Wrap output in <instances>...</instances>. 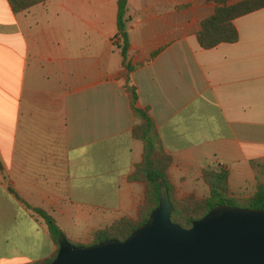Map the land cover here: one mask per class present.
I'll use <instances>...</instances> for the list:
<instances>
[{
  "label": "crops",
  "instance_id": "1",
  "mask_svg": "<svg viewBox=\"0 0 264 264\" xmlns=\"http://www.w3.org/2000/svg\"><path fill=\"white\" fill-rule=\"evenodd\" d=\"M116 1L44 0L13 13L0 0V264H30L55 249L8 188L78 243L134 218L144 199L143 183L127 178L142 144L130 135ZM215 6L125 0V60L142 63L129 72L136 106L148 107L172 158L176 198L207 195L200 172L217 164L230 191L248 196L249 160L264 163V7L232 20L236 41L202 49L194 33Z\"/></svg>",
  "mask_w": 264,
  "mask_h": 264
},
{
  "label": "trees",
  "instance_id": "2",
  "mask_svg": "<svg viewBox=\"0 0 264 264\" xmlns=\"http://www.w3.org/2000/svg\"><path fill=\"white\" fill-rule=\"evenodd\" d=\"M44 0H6L11 12L16 13L28 7L41 3ZM216 6L211 14L199 22V29L194 36L198 46L202 49H210L219 43H232L237 39V31L232 20L241 15L264 7V0H238L226 3L225 0H214ZM125 0L116 1V37L120 42L114 45L119 49L121 64L124 68L122 88L127 94L131 114L134 123L130 129L133 139L142 144L140 160L134 165L129 180L140 181L144 185V199L139 204L134 218L120 216L112 220L108 225L97 228L91 232L90 239L86 243L70 241L58 227L54 218L45 210L33 207L20 199L16 193L8 188L9 192L22 204V206L34 217L42 220L54 251L43 259L32 261L30 264H47L56 254L63 243H70L80 247L94 245L100 241H121L125 239L133 229L146 221L149 212L157 205L159 187L162 186L167 193L171 206L169 219L181 228H188L192 221L200 218L210 208L224 204L227 206L244 207L251 209H264V184L259 175L264 172V164L257 160H249V166L254 174L255 189L246 196H235L229 189L228 171L217 164L201 169L200 177L207 186L208 193L202 197L192 194L176 198L173 187L167 177V167L172 158L161 145L155 124L149 115L148 107L136 106V89L129 78V72L141 65L129 64L125 60L126 37L124 33ZM155 52L151 55L153 56Z\"/></svg>",
  "mask_w": 264,
  "mask_h": 264
},
{
  "label": "water",
  "instance_id": "3",
  "mask_svg": "<svg viewBox=\"0 0 264 264\" xmlns=\"http://www.w3.org/2000/svg\"><path fill=\"white\" fill-rule=\"evenodd\" d=\"M167 193L145 222L121 241L63 243L47 264H264V209L210 208L188 228L169 219Z\"/></svg>",
  "mask_w": 264,
  "mask_h": 264
},
{
  "label": "rangeland",
  "instance_id": "4",
  "mask_svg": "<svg viewBox=\"0 0 264 264\" xmlns=\"http://www.w3.org/2000/svg\"><path fill=\"white\" fill-rule=\"evenodd\" d=\"M264 164V163H263ZM259 179H260V181H262L263 182V184H264V172L262 173V174H260L259 175ZM234 187V185H233V183H231V188H233ZM235 196H238V195H235ZM240 197H242V196H240ZM246 197V196H245ZM32 262V261H31ZM30 262V263H31Z\"/></svg>",
  "mask_w": 264,
  "mask_h": 264
},
{
  "label": "built area",
  "instance_id": "5",
  "mask_svg": "<svg viewBox=\"0 0 264 264\" xmlns=\"http://www.w3.org/2000/svg\"><path fill=\"white\" fill-rule=\"evenodd\" d=\"M118 42V41H117Z\"/></svg>",
  "mask_w": 264,
  "mask_h": 264
}]
</instances>
